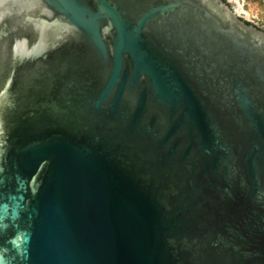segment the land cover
I'll return each mask as SVG.
<instances>
[{
  "label": "water",
  "instance_id": "95a60500",
  "mask_svg": "<svg viewBox=\"0 0 264 264\" xmlns=\"http://www.w3.org/2000/svg\"><path fill=\"white\" fill-rule=\"evenodd\" d=\"M238 0H0V264H264V27Z\"/></svg>",
  "mask_w": 264,
  "mask_h": 264
},
{
  "label": "rangeland",
  "instance_id": "374dc122",
  "mask_svg": "<svg viewBox=\"0 0 264 264\" xmlns=\"http://www.w3.org/2000/svg\"><path fill=\"white\" fill-rule=\"evenodd\" d=\"M236 13L264 27V0H238Z\"/></svg>",
  "mask_w": 264,
  "mask_h": 264
}]
</instances>
